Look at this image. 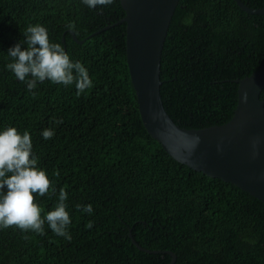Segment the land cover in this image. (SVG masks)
I'll return each mask as SVG.
<instances>
[{
  "label": "trees",
  "instance_id": "obj_1",
  "mask_svg": "<svg viewBox=\"0 0 264 264\" xmlns=\"http://www.w3.org/2000/svg\"><path fill=\"white\" fill-rule=\"evenodd\" d=\"M241 1L264 7V0ZM124 14L119 0L95 9L82 0H0V131L29 132L37 167L55 189L35 195L41 216L64 189L72 237L56 235L47 221L42 235L0 229V264H169L168 251L175 254L171 264H264V202L176 161L142 124ZM36 24L86 67L93 87L78 96L75 84L45 80L33 96L7 69L8 50ZM261 66L264 14L235 0H178L159 72L163 106L177 125L227 122L236 80ZM45 129L54 130L51 139L42 136ZM88 204L91 215L77 207Z\"/></svg>",
  "mask_w": 264,
  "mask_h": 264
},
{
  "label": "water",
  "instance_id": "obj_2",
  "mask_svg": "<svg viewBox=\"0 0 264 264\" xmlns=\"http://www.w3.org/2000/svg\"><path fill=\"white\" fill-rule=\"evenodd\" d=\"M125 12V53L138 112L148 134L173 159L213 178L229 182L264 202V66L237 79L231 118L201 128L177 125L160 95L162 46L178 0H119ZM249 13L264 14L235 0ZM74 39L76 36L72 33ZM132 242L140 247L129 233ZM141 248V247H140ZM172 256L171 264L175 260Z\"/></svg>",
  "mask_w": 264,
  "mask_h": 264
},
{
  "label": "clouds",
  "instance_id": "obj_3",
  "mask_svg": "<svg viewBox=\"0 0 264 264\" xmlns=\"http://www.w3.org/2000/svg\"><path fill=\"white\" fill-rule=\"evenodd\" d=\"M89 8L104 7L114 0H82ZM67 27L74 28L69 24ZM25 39L8 50L12 62L6 65L15 77L27 84L32 91L37 83L49 80L54 84L69 86L75 84L77 95L93 87V81L86 67L79 61H73L59 43L50 42L47 29L39 24L29 25L23 33ZM26 44L23 48L21 45ZM57 124L62 120H57ZM55 132L45 129L44 139H51ZM32 140L29 132L23 134L16 127H7L0 131V229L16 226L21 230H32L44 234L47 221L50 229L58 236L71 240L68 226L71 224L65 201L68 194L60 190L59 202L54 210L42 218L41 207L35 201V195L44 196L53 187L45 170L37 167V158L32 153ZM58 175V173H57ZM5 186L7 191L5 192ZM89 215L93 213L91 204L81 208ZM93 227V221L86 224Z\"/></svg>",
  "mask_w": 264,
  "mask_h": 264
}]
</instances>
